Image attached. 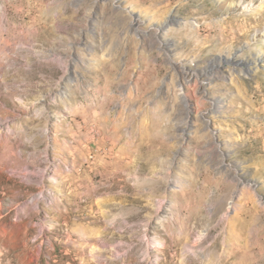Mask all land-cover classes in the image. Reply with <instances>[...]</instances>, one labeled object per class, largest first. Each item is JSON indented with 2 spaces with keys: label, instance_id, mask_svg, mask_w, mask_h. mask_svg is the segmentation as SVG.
I'll list each match as a JSON object with an SVG mask.
<instances>
[{
  "label": "rangeland",
  "instance_id": "obj_1",
  "mask_svg": "<svg viewBox=\"0 0 264 264\" xmlns=\"http://www.w3.org/2000/svg\"><path fill=\"white\" fill-rule=\"evenodd\" d=\"M124 2L147 34L114 0H0V264H264V72H181L246 57L264 0Z\"/></svg>",
  "mask_w": 264,
  "mask_h": 264
},
{
  "label": "bare ground",
  "instance_id": "obj_2",
  "mask_svg": "<svg viewBox=\"0 0 264 264\" xmlns=\"http://www.w3.org/2000/svg\"><path fill=\"white\" fill-rule=\"evenodd\" d=\"M114 1L118 4L116 8L122 9L123 7L124 8L126 7V11L127 12L129 11L130 13H132L133 17L130 20L131 26L135 27L134 29H138L137 30L138 32H143V34H147L145 27H146V25H148V23L146 21H147V19L149 20V17L146 14H143V12H141V11H135L133 9L132 5L128 2H124V0H114ZM123 2H124V4H123ZM150 22H149V24H150ZM172 24H177L179 26L185 25L186 27H190V28L193 27V23L190 22L189 20H186V21L181 20V19H179V17L176 16L175 13H173V12L170 13L169 16L162 23H160V27L158 28L159 29L158 33L157 32L154 33V34H156L155 38L157 40H160L161 46H163L162 44L165 45L166 49H168V52L173 51V47H172L173 42L171 43V40L166 39L165 32L163 29H165L168 26H171ZM152 25H153V23H152ZM155 27H156V25H155ZM239 50L242 52L246 51L247 56L244 58H241V56H237V54H233V55L231 54L230 55V53H229V54L225 55L224 53H221L220 55L213 57L209 61L208 65L205 67V69L203 71L196 72L195 70L182 68L181 72L183 75L182 74L181 75L183 76L184 79L189 78L188 75H190V77H195L196 80H194V81H196V83H197V88L199 90L198 93H200L204 97H207L208 93H207L206 87L210 82H212L215 79L225 78L228 75H230V77H232L235 74V72H238V71L243 72V73L248 74V75L254 74L257 72H264V36H262V38H259L258 40H256L253 43H248V44L244 45L242 48H239ZM75 61H81L82 64L88 65L90 60L84 59L81 56L77 55ZM225 67H229V69L227 71H225ZM183 98H184L183 100H185V102H187L189 99V97L187 95L184 96ZM40 100L43 101L44 104L46 103V97L40 98ZM224 110H225V103L223 102V100L221 98L214 99L212 101L211 107L197 111L196 113H194L195 116L193 114H191V111H189L188 115L190 116V118L187 119V121H185V123H184L185 126H182L181 130L184 134H186L188 130L189 131L191 130L192 126L194 125V121H196L195 119L194 120L192 119L193 116L196 118H200L201 120H203L207 124L208 120H209L208 118H211V117L217 116V115H221L219 113L223 112ZM222 154H223L222 158L224 159L225 153H222ZM235 177L239 181L238 186H243L245 184H248V186H249V184H250L252 188H257L259 186L258 183H260L258 176H255L254 174L247 175V173L243 169L236 171ZM172 181L173 180L168 181L167 189H166L167 191H169V189L170 190L172 189V186H173ZM233 196H234V194H233ZM153 200H155V203H154V206L156 209L155 214L159 215V216L162 215L165 212V210H167V209H165L166 205H167V204H165V200H163L161 198H157V199H153ZM229 207L231 208L232 206H229ZM228 211H229V209L227 211H225L223 213V215L226 216ZM222 218H224V217H222Z\"/></svg>",
  "mask_w": 264,
  "mask_h": 264
}]
</instances>
